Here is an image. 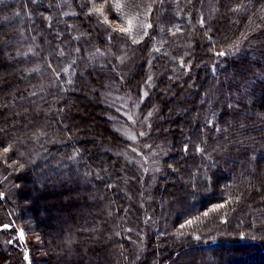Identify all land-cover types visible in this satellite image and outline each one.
<instances>
[{"label": "trees", "instance_id": "1", "mask_svg": "<svg viewBox=\"0 0 264 264\" xmlns=\"http://www.w3.org/2000/svg\"><path fill=\"white\" fill-rule=\"evenodd\" d=\"M91 22L94 40L86 35ZM126 42L134 59L121 70L139 66L141 75L130 76L131 90L139 91L148 55L160 72L146 109L176 80L191 76L198 84L189 90L192 105L175 107L168 119L197 107L193 123L158 129L170 135L164 172L179 192L165 211L157 199L150 202L152 258L141 263L264 264V0H0V174L10 187L0 183L1 221L31 233L24 220L30 211L47 264H125L134 257L131 233L142 213L136 204L135 218L119 221L125 198L118 159L103 160L62 123L79 121L75 106L93 114L81 94L91 70L117 76L110 69L115 58L101 45ZM87 60L92 67H83ZM97 87L115 91L110 81ZM102 108L113 114L109 104ZM101 120L103 137L123 145L109 116ZM103 163L107 177L92 171ZM4 238L12 241L4 244L5 261L26 264L15 234L4 229Z\"/></svg>", "mask_w": 264, "mask_h": 264}, {"label": "rangeland", "instance_id": "2", "mask_svg": "<svg viewBox=\"0 0 264 264\" xmlns=\"http://www.w3.org/2000/svg\"><path fill=\"white\" fill-rule=\"evenodd\" d=\"M91 23L86 35L87 37L90 36L91 40H94V23ZM204 31H208V29L206 28ZM129 45V42H126V44L120 48H115V46L110 43H103L101 45L104 53L107 52V54H110L109 56L115 58L110 69H112L117 76L113 79L108 75L110 72L107 71L108 69L104 67H94V69L91 70V80L85 82V84H88L87 88L81 90V94L91 103L93 114L89 115L87 110L83 112L81 108L75 106L72 110L75 113H79V121L75 120L71 123H67L63 120L62 123L66 126L64 129L65 133L67 132L68 135L77 136L79 138L85 137L90 142L89 146L93 149L95 148L98 154L103 152L105 155V157H103L101 154L103 160L107 156H110L109 158L112 161L118 159L119 162H117V164L120 173L116 178L118 179V189L125 198L122 210L119 204L121 215L119 221L122 223L124 217L130 219V216H134L135 218L136 204L139 207V209H136L137 212L140 214L142 213V215H140L139 225L136 230H134L135 235L131 233L135 255L131 259L125 257V264H150V261H148L149 263H141L145 257V259L152 258L150 252L152 245H147V240L152 233L150 231V226L155 223L150 202L153 199H157V201L161 203L162 211H165L167 204L177 198L179 192L177 183L172 180L174 177L169 178V176L167 177L168 174L164 172L165 160L171 150V138L170 135L158 132V129L159 127L167 128L172 122L176 123L180 129H185L183 122L187 119L193 123V120L197 116V107H194L191 113L179 115L180 118L178 121H168V119L173 118L172 114L175 107L179 108V106L184 107L192 105L194 98L189 94V90L191 88L197 89L198 84L196 81L192 82L191 76H189V79L176 80V85L173 87H166L167 90L166 92L164 91V94L161 96L162 98H159V101H157L158 103H154V106L152 103V105L146 109L144 104L146 100L152 96V91H154L160 80V72L153 67V56L148 55L144 60V73H142L143 78L139 82V91L136 93L134 90H131L132 86L128 81L130 76L132 74L138 75L137 79H140L141 75L138 73L140 72V69H138L139 66H132L129 72L121 70V64L130 62L134 59L133 52ZM92 64V60H87L83 67H92ZM188 80L190 84H187ZM104 81H110L111 84H115V91L112 93H107L108 90L106 89H102L101 91L97 87V84H103ZM172 82L173 80H171L169 84H172ZM145 93L147 95H145ZM197 101L195 102L196 105L203 102L204 98L201 97V99ZM104 104L110 105L113 114H107V110L102 108ZM161 104L163 105V111L160 112V108H162ZM68 107L69 106H67V109L69 110ZM183 111L184 109L178 111V113ZM150 112L151 115L149 116L148 114ZM64 116L65 115H63V117ZM103 116H109L113 122L112 128L117 130L125 141L123 145L110 144L109 139L103 137L99 125ZM83 117H85V119ZM141 133L144 135H141ZM92 171L94 174L95 172H100L101 176L107 177L110 169H107L106 164L103 163L101 167L97 165L92 167ZM176 174L179 178L183 179L180 172H176ZM116 178L113 179L114 181L112 180L114 187L110 193V198L112 199L115 197V200L117 190ZM5 182V178L0 174V183L4 184V187L10 188ZM161 187H163V190ZM14 204L18 205L20 209L25 208L26 205L19 200L15 201ZM31 217L30 211L25 212L24 220L25 223L30 224L31 233L24 227H19V229L16 230H13L14 228L11 227L8 230L15 234L16 243L20 250L24 248L27 257L29 255V258L25 260L26 264H47V256L42 238L34 228ZM1 220L3 219L0 218V225H12L9 221L3 222ZM21 231L24 234L23 238L19 235ZM7 236L8 238L10 237L9 233ZM9 239L4 238L3 241L0 239V264H13V259L5 261V257L2 256L6 251V245L4 244L8 243L11 245ZM153 243L155 244V242ZM154 244L153 246L156 248L157 244ZM8 254H10V251Z\"/></svg>", "mask_w": 264, "mask_h": 264}, {"label": "snow or ice", "instance_id": "3", "mask_svg": "<svg viewBox=\"0 0 264 264\" xmlns=\"http://www.w3.org/2000/svg\"><path fill=\"white\" fill-rule=\"evenodd\" d=\"M95 11L99 12L100 9H96ZM148 27H151V25H148ZM113 31H116V30L113 29ZM121 31L127 32L128 29H121ZM145 35H147L146 32H145ZM134 42H135V41H134ZM217 55H225V53L221 52V53H217ZM145 95H147V94L145 93ZM148 115L150 116V115H151V112H150ZM141 135H144V134L141 133ZM10 149H11V146L4 147V148H3V152H4V153H7V152L10 151ZM185 150H187V148H186ZM196 150H197L198 152L203 151V149H200L199 147H197ZM2 197H3V193H0V198H2ZM188 223L190 224L191 221H189ZM11 227H12V225H10V224H3V225H0V230L10 229ZM181 227H183V225H182ZM19 235L21 236V238H23V235H24V234H23V232L21 231V232L19 233ZM10 243H11V241H10ZM25 259H28V257L26 256Z\"/></svg>", "mask_w": 264, "mask_h": 264}]
</instances>
